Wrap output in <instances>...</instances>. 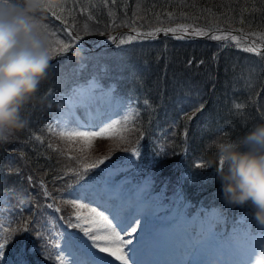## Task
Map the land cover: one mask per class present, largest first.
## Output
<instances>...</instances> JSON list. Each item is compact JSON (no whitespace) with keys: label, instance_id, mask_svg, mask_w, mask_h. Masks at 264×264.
<instances>
[{"label":"trees","instance_id":"trees-1","mask_svg":"<svg viewBox=\"0 0 264 264\" xmlns=\"http://www.w3.org/2000/svg\"><path fill=\"white\" fill-rule=\"evenodd\" d=\"M89 7V15L94 11L99 12L90 17L91 24L107 21L115 15L117 19L112 24H116L117 29L126 23L130 26L140 23L143 32H155L159 28L168 30L173 19H178L184 25L193 22L195 27L208 31L237 29L257 32L264 26V0H203V3L187 0H101L99 6ZM80 10L84 11L85 8L80 7ZM61 14L57 11L56 15L59 17ZM167 25L168 28H165ZM91 29L93 32L84 40L99 36L96 28ZM105 30H109L108 26ZM162 30L158 32L161 36L142 38L136 42H140L138 45L128 40L118 42L116 47L109 46L99 54L93 53L118 56L117 52H126L127 62L133 68L131 72L140 75V90L135 82L124 80V71L110 74L117 85L130 95L144 91L150 103V108L142 112L145 128L143 125L138 128L140 133L146 132L147 144L153 146L148 157L133 155V150L137 148L135 138L126 142L129 159L116 164L121 167L132 164L128 172L136 177H141L139 174L145 171L152 172L156 192L166 195L176 191L178 196L191 203L188 207L190 212L193 208L200 212L213 209L227 217L228 207L221 200L215 171L211 168L204 170L207 160L214 154V149L208 146L217 137L235 139L254 124L264 122V57L246 56L232 43L221 46L210 37L201 40L176 39L172 36L164 40L168 33ZM56 59L49 64L48 78L41 84L37 99L23 110L27 121L25 128L0 142V195L4 194L8 200L0 208V236L12 237L6 248H11L15 253L28 250L31 242L29 236H33L36 224L39 225L36 235L39 240L43 238L42 216L47 215V210L53 209L62 214L70 208L60 199L63 193L58 182L67 183L72 177L69 186H73V189L81 181L96 178L92 168L84 179H79L76 170L82 171V166L77 161L89 163L78 157L80 153L74 148L75 142L56 137L50 132L45 116L47 99H43V95L48 88H56L58 77L67 67V58L56 56ZM117 59L109 62L116 66ZM155 59L157 63L150 72L145 64L150 65ZM74 61L72 56L69 62ZM54 65L56 67L53 69ZM158 118L161 122L167 121V125L157 126ZM151 134L162 137L154 140ZM143 147L142 144L139 148ZM161 152L166 154L158 156ZM15 161L22 171L13 165ZM24 172L28 185L42 182L48 195L40 190L36 202L20 208L21 205L11 197L25 195L26 189L18 185L24 184ZM125 172L120 174L124 175ZM231 212L232 227L240 226L246 230L249 225L256 228L253 233L264 231L247 208L235 207L231 208ZM59 220L65 223V216H59ZM24 227L29 230L22 231Z\"/></svg>","mask_w":264,"mask_h":264},{"label":"rangeland","instance_id":"rangeland-1","mask_svg":"<svg viewBox=\"0 0 264 264\" xmlns=\"http://www.w3.org/2000/svg\"><path fill=\"white\" fill-rule=\"evenodd\" d=\"M187 1H200L203 3V0H187ZM70 2L72 4H70ZM103 3V2H102ZM101 4V0H63V3L57 7L56 9H60L61 7L64 9L57 17V15H51V11L48 10L47 13L49 14L50 19H42L40 12H38L37 18L40 22V25H46L47 28H41V30L47 35L48 37V52L51 58L56 56L58 53L59 45L56 43L57 40H62L65 44H72L73 39L76 36H81L82 39L80 40L79 44L80 46L72 45V49H79L82 51H85L86 49H92L97 50L99 48H105L106 46L110 45H117L118 42L121 43V41H132V44L138 45L139 43H136L137 41H141L142 38L147 37H155V36H161L162 34H158L162 30V28L155 32H143L141 30V24L137 23L136 25H129L124 24L125 26L121 27L120 29H117L116 24H112V22L117 19L115 15H112V18H109L107 21H97L94 23H90L91 16L96 15L99 12H91L92 15H89L90 7L89 5L93 6H99ZM79 7V8H78ZM80 7L85 8L84 11L80 10ZM70 9L68 13L67 10ZM44 11V10H43ZM122 18V16H120ZM108 24L104 27L105 24ZM115 23V22H113ZM168 25L170 24V18L167 20ZM167 27L165 28H168ZM108 26V31L105 30V28ZM96 28L95 32H99V36L95 35V38H91L88 40H84L87 35H89L93 30L91 28ZM75 29V30H74ZM169 29H175L176 31H166L167 37L164 38V40H167L169 37H185V38H207L211 36H226L229 37L228 39H214L219 45L224 46V42L226 43H232L240 52H245L247 54L246 56H252V57H264V26L260 28L257 32H247L237 29H227V30H213L208 31L203 28L195 27V24L193 22H190L188 25L181 24L178 19H173L171 22V26ZM183 29H186L184 31ZM195 30H199L202 33L201 35H195L193 34ZM69 31L71 32V35H69ZM87 31V34L85 32ZM112 32V33H111ZM51 33H55V36L51 35ZM151 33V35H148ZM234 38V39H233ZM176 39H182V38H176ZM92 41V42H90ZM123 42V43H124ZM245 48H253L254 51H244ZM53 49H56L57 51H53ZM50 58V59H51ZM121 58H126V52H123L121 55ZM264 69V66L262 67ZM112 88V86H110ZM98 97L100 98V103L98 105L106 110H119L123 119V122L119 124V127L117 128V132H119L121 129H125L126 125L124 123V118L128 117L130 119V115L132 112L133 104L131 101L127 100H121L120 98L114 97L110 94V90H99L98 91ZM92 105L97 106V103H94ZM144 105L146 103L144 102ZM82 108V107H78ZM77 109V108H76ZM75 109L76 117L80 118V122L87 123L92 122L94 123V115L89 113H79ZM63 110L59 109V116L60 113ZM143 112V111H142ZM141 114V111H140ZM100 118V117H97ZM107 117L102 118V120L96 124H101L103 122L109 121V118ZM67 119V118H65ZM98 120V119H97ZM96 120V121H97ZM66 123V122H65ZM142 125H144V116L142 114L138 117V120L136 122V125L130 130L129 136L136 137L138 133V128H140ZM144 135H140L139 139H143ZM125 139V138H124ZM107 139L97 138L95 139L91 147L94 148V154L90 153L89 146H85L81 142L74 143V145L79 144L82 148L77 150L79 151V158L84 159L86 162H90L91 160L103 156V155H109L114 154L116 152H119L121 149H124L126 147L125 141L117 142L113 145H107ZM15 167L21 169L18 167L17 162L15 161L13 163ZM22 171V169H21ZM114 175L110 176V173H104V178L101 180L98 179V181L83 185L82 189L78 192H74L70 195L69 200L73 201L76 200L80 202L81 204L85 205L84 208H79L73 206L74 213L69 215L72 217V222L75 225L76 223H80L82 227L88 228V227H99L103 228V222L100 221L99 217L96 215L91 214L90 209H96L97 213H101L100 210L103 208H107V204L109 202L106 201L103 203L101 200H99L101 197H104L105 195L107 197H114L115 195H109L110 192L108 189L105 188L106 183L113 186L114 181L113 178ZM146 178L150 179L149 176H146ZM131 179L129 178H123L118 181V191L117 196L114 198H119V195L121 197H128L129 201L132 200L133 204H136L133 200L134 198L137 199V203L141 202L140 207L147 206V210H150V207H152L151 214H148L147 217H142L139 219V229L143 228V232L138 235H131L128 236L124 233L121 234L119 229H116L118 232H120L121 238L125 240H131L132 244L129 245V249H126V252H131L132 256L134 257L135 262L138 264H149L150 261H154V264H156L158 261L162 262V259H159L158 253L155 251V253L152 252V244H151V236L150 232L153 227H155V223L161 222V217L167 219V224H165L166 228L163 227L159 229V232L162 233V238L166 239L167 241L170 240L169 247H168V257L167 261L169 264H180L181 257H183V264H207L208 261H213V264H216V261L219 262V264H223V261L227 258L225 255L226 247L222 246L221 240H223L222 235L228 234L226 237L227 239L229 236H232L235 232L241 239L245 238L246 232L243 229H240L239 227H235L234 229H229L228 227V220L226 221L223 218V221L221 222L220 226L218 228H214L211 225V221L209 219H213L216 215L213 211H208L203 213L205 218L201 217L200 215L196 214L195 216H186L182 215L181 212L186 211V208L190 203L182 199L180 196L177 195L175 198V195L172 196V200L169 201H163L160 197H153L156 199V202L149 203V200L146 198V195L151 193L152 186L150 184V181L143 180V181H137V182H131ZM140 183V184H139ZM131 185V186H130ZM24 190V184L19 185ZM100 190V193L97 194V190ZM161 195L162 193H158V195ZM12 200L16 201L19 205H22L20 203V200L23 199L24 201V194L23 195H13L11 197ZM146 198V199H145ZM151 198V196H149ZM94 199V200H93ZM96 199L101 203V206H97ZM8 200L6 199V196L4 194L0 195V208L4 204H6ZM24 206V203H23ZM23 206H20L22 208ZM104 206V207H103ZM24 208V207H23ZM181 209V212H180ZM53 212V210H52ZM202 214V216H203ZM68 215V214H67ZM77 215L80 216V220H77ZM57 220L56 218L54 219ZM47 223V222H46ZM114 224V223H113ZM60 230V225L57 223ZM45 227L47 230L50 231L49 225L45 224ZM64 228L63 233L59 236V242H57V239H51V242L54 240L56 241L52 246L48 245L46 246L43 244L42 252L40 251V248H38L37 251H40L39 254L36 253V249L32 247L24 254V264H85V259L87 257L85 256L84 251L78 252V247H75V239L77 238H83L85 242L91 244V241L88 240V238L84 235L81 228L76 227V231H72L71 229ZM200 228H203L206 233V239L209 241L206 244H209L206 248H203L202 246H199L197 244H191V241H194L196 235H198V230ZM38 226H36L33 231H37ZM256 228L250 227L251 234L254 236H264V231H257L255 234H253L254 230ZM127 232L128 229H127ZM248 233V232H247ZM33 235L34 234L33 232ZM37 237L33 238L32 240L36 239ZM224 243V242H223ZM58 245V247H57ZM218 245V246H217ZM54 249H51V247H54ZM216 246V247H215ZM48 248V251L45 249ZM98 251V249H97ZM182 253L183 255H179V253ZM125 249L120 248V254H124ZM99 255H107V253H99ZM264 256V243H261L260 241H255L253 245V251L249 255V264H264V260L257 261V257ZM112 264H121L120 261L115 260V257H109L108 258ZM173 259H175L173 261ZM30 260V261H28ZM20 259L15 254V256L10 255L8 252L4 251V256L0 258V264H19ZM162 264V263H160Z\"/></svg>","mask_w":264,"mask_h":264},{"label":"clouds","instance_id":"clouds-1","mask_svg":"<svg viewBox=\"0 0 264 264\" xmlns=\"http://www.w3.org/2000/svg\"><path fill=\"white\" fill-rule=\"evenodd\" d=\"M62 3L0 0V142L25 128L23 110L37 99L41 84L48 78V37L36 14ZM208 147L214 154L204 170L214 169L223 204L247 208L256 224L264 228V122L235 139L217 137ZM261 260L264 256L257 257Z\"/></svg>","mask_w":264,"mask_h":264},{"label":"snow or ice","instance_id":"snow-or-ice-1","mask_svg":"<svg viewBox=\"0 0 264 264\" xmlns=\"http://www.w3.org/2000/svg\"><path fill=\"white\" fill-rule=\"evenodd\" d=\"M45 11H48L46 8ZM64 9L61 7L57 9V11L62 12ZM57 11H53L51 15H56ZM40 28L46 29V25H39ZM186 31V29H183ZM166 31H176L175 29H168ZM71 35V32L68 33ZM87 34V31L85 32ZM195 35L205 34L200 32L199 30H195ZM51 35L55 36V33H51ZM148 35H151L149 33ZM183 38V37H177ZM211 39H228L226 36H211ZM82 39L81 36H76L73 39L72 44H65L62 40H57L56 43L61 47L58 49V53L63 55L66 53L69 48L74 44L76 46H80L79 42ZM234 39V38H233ZM124 41H121L123 43ZM53 51H57L53 49ZM244 51H254L253 48H245ZM51 58V57H50ZM56 66H53V69ZM99 84L95 80L89 81L85 86H79L73 88L69 94H66L61 98L62 102L58 107H60L63 111L60 113L58 117V123L55 125L56 134L61 139H66L68 141H72L74 139L79 138L80 142L85 146H91L92 142L97 138L107 139L112 136H118L123 139V132L126 129H121L117 132V128L119 127V121H106L101 124H96L92 122L80 123L78 118L76 117L75 109L78 107L89 108L98 98ZM147 104L148 101H145ZM237 107H241V105H237ZM65 118L69 121L75 122V126L69 127L65 123ZM129 122V118H124V123L127 124ZM52 130L50 126V131ZM39 139V138H38ZM53 150H55V147ZM135 150H133V155H137ZM166 153H158L157 155H164ZM108 157L101 158L99 161L91 163V164H83L81 161H77L82 166V171L76 170V175L79 179H84V176L90 171L92 168L98 167L99 164H102L105 159ZM197 167L203 168V165H197ZM31 179V178H29ZM43 186V185H42ZM45 195L48 193L45 190ZM24 201L21 202L23 204ZM70 203L79 208H84L85 205L80 202L73 200ZM52 207V205H49ZM59 211V209H56ZM91 214L99 217L100 221L103 222V228L99 227H82L80 223H76L73 225L71 222L69 223L70 227H79L83 231L84 235L91 241V248L85 249V256L87 260L85 264H112V262L108 259L109 257H115V260L121 262V264H128L129 257L127 256V252L123 255L120 254V248H123L125 245H131V240H125L121 238L120 232L116 229L121 228V231H124L128 236H131L132 233L136 232V228L132 227L131 232H127V224L124 221L117 223L115 226L108 219V217L104 216L103 213H97L96 209H90ZM205 218L204 214L201 216ZM77 220H80V216L77 215ZM119 220V217H117ZM211 221V225L214 228H218L223 221L222 214H216L213 219H209ZM139 223V221H136ZM27 227H24L22 231H28ZM6 231V230H5ZM11 236H0V258L4 256V250L6 245L11 241ZM260 241L264 243V236H254L251 233H246L245 238L241 239L235 232L232 236L228 238V243L225 250L226 259L223 261V264H249V255L253 251V245L255 241ZM58 247V245H57ZM91 249H98L99 253H107V255H99L96 252H93ZM207 264H213V261H208ZM216 264H219L216 261Z\"/></svg>","mask_w":264,"mask_h":264},{"label":"bare ground","instance_id":"bare-ground-1","mask_svg":"<svg viewBox=\"0 0 264 264\" xmlns=\"http://www.w3.org/2000/svg\"><path fill=\"white\" fill-rule=\"evenodd\" d=\"M116 205L119 207L121 205V202H116ZM121 230V228H118ZM131 246V245H130ZM121 249H125V252H126V249H129V245H125L123 248ZM127 256L129 257V260H128V264H137L134 260V257L132 256V253L131 252H127Z\"/></svg>","mask_w":264,"mask_h":264}]
</instances>
